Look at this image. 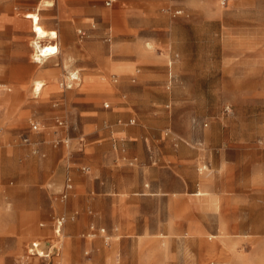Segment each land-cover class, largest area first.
<instances>
[{"label":"rangeland","instance_id":"1","mask_svg":"<svg viewBox=\"0 0 264 264\" xmlns=\"http://www.w3.org/2000/svg\"><path fill=\"white\" fill-rule=\"evenodd\" d=\"M105 1L64 34L57 0H0V264H264V0Z\"/></svg>","mask_w":264,"mask_h":264},{"label":"crops","instance_id":"2","mask_svg":"<svg viewBox=\"0 0 264 264\" xmlns=\"http://www.w3.org/2000/svg\"><path fill=\"white\" fill-rule=\"evenodd\" d=\"M35 1H36V6H37V8H36L37 11L36 12H40L41 11L39 9L40 0H35ZM57 1H58V6H57L58 7V11H57V14L54 17L57 18L58 24L54 25V23L50 22V20L45 22V23L43 22L47 29L54 30L53 28H60V30L64 34H69L70 32H74V29L77 28V27H89L90 26L88 20H90V18H91V14H89V13L92 12V9L90 7V3H87V0H80V2H81L80 4H77L76 6H71V7L66 5V3H65L66 0H57ZM44 7H52V5H45ZM99 13L101 15L102 11H99ZM80 31H82V30H80ZM97 48L103 49L101 46H94L90 50V53L93 55L94 59H95V49H97ZM85 49L87 50V48H85ZM86 54H88L87 51H86ZM103 55H104V59H102V61H104V62H98V64L100 66V69L103 68L102 70L108 71L110 69L108 68L107 62H105L107 60V57L105 55V50L104 49H103ZM95 61H96V59H95ZM115 69L118 70V69H122V68H120V67L111 68V70H115ZM18 79H21V78H18ZM35 80L32 82V84H34ZM11 115L12 114L10 113V111L5 112V113H0V123L1 122L4 123V126L7 127V130L5 131L6 133L4 135L0 136L1 141H4V142H5V139L8 138V135L11 134L10 132L13 131V130H11L12 129L11 127H14V126L22 123V117H23L22 115H20V117L16 118L15 120H13L11 118ZM68 143L69 142H67V145H69ZM64 145H66L65 142H64ZM81 145L84 147L83 143ZM31 146H32V149H34V147L36 145L32 144ZM36 147H38V146H36ZM38 149H39V147H38ZM60 153H64L63 148L61 150H58V154H60ZM145 190L146 189L144 188L143 192L145 194L144 195L145 197L151 196L152 192H155V193L158 192V191H154L153 190L149 194H147L148 192L146 191L147 192L146 193ZM71 192L69 193V195L71 194ZM105 192L107 193L109 191H105ZM160 192H162V191H160ZM86 193L89 194L90 190L89 191L87 190ZM107 194H109V193H107ZM107 200H108L109 204L112 203V197H107ZM101 201H102V198L99 197V196H97V197H89V196L87 197V196H85L82 199V201H81V206H87V208H89L88 205L90 204V205H93L95 208H99L100 204H101ZM90 224L91 225L95 224L97 227L98 226L99 227L102 226L97 218H92V221H91ZM83 227H84V221L82 220L81 222L78 223L76 228L77 229H83ZM124 229L125 228L123 226H121L120 234L127 233V229L126 230H124ZM68 237L71 238L72 235H69ZM108 254H110V256ZM102 256L103 257H108V256L110 257L109 258V262L110 263H105V264H114L111 261V259L114 258V255H112V251H110L108 253V251H106L104 249L102 251Z\"/></svg>","mask_w":264,"mask_h":264},{"label":"bare ground","instance_id":"3","mask_svg":"<svg viewBox=\"0 0 264 264\" xmlns=\"http://www.w3.org/2000/svg\"><path fill=\"white\" fill-rule=\"evenodd\" d=\"M30 18L32 20L37 19L36 14H31ZM35 30V29H34ZM36 33V41L34 42V61L41 63L44 59L49 60L54 57L56 53H58V47L55 45L49 46V45H43L44 39L49 38V40H54L58 38V35L54 31L45 32L41 27H36L35 30ZM72 80L79 79L76 76V73H71V77H69ZM45 87V84L43 81H35L33 84V91L35 95H41ZM60 234V233H59ZM62 244V243H61ZM40 245L37 242H34L32 244V247Z\"/></svg>","mask_w":264,"mask_h":264},{"label":"built area","instance_id":"4","mask_svg":"<svg viewBox=\"0 0 264 264\" xmlns=\"http://www.w3.org/2000/svg\"><path fill=\"white\" fill-rule=\"evenodd\" d=\"M117 2V0H106L105 3H106V6L107 7H112L115 3ZM178 15H180L181 13H176ZM82 36H84V33H80ZM107 107H109L108 105H106ZM131 124H134L135 121L134 120H131L130 121ZM59 125L60 126H63L64 127V122L63 121H60L59 122ZM31 130L35 131V132H38L40 131L39 129V126L36 124V123H32L31 124ZM21 141L25 144V145H32L33 142L31 140V138H29L28 136H22L21 137ZM66 144H67V140L64 141ZM58 145V144H57ZM33 152L35 154L39 153V149L38 147H34L33 149ZM85 170H88V169H85ZM73 190V184H72V181L71 179L69 178L66 183H65V186H64V189H63V192L60 194L61 198L63 200H67L68 199V196H69V193ZM66 224V218L65 217H61L57 220L56 222V233L59 234L62 230V227ZM106 230L104 228H99L97 227L95 224H92L89 228V232L87 233V235H84L85 238H89L91 240L97 238L98 236H103L105 238V241L107 243L108 241V238L106 239L105 235H106ZM86 255H90V251H87L85 252Z\"/></svg>","mask_w":264,"mask_h":264}]
</instances>
